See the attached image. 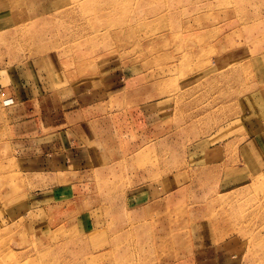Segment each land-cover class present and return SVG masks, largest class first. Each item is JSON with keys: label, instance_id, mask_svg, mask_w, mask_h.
<instances>
[{"label": "rangeland", "instance_id": "obj_1", "mask_svg": "<svg viewBox=\"0 0 264 264\" xmlns=\"http://www.w3.org/2000/svg\"><path fill=\"white\" fill-rule=\"evenodd\" d=\"M11 3L1 66L27 63L58 92L43 113L50 127L96 122L111 148L105 164L30 175L27 196H1L33 200L1 206L0 264H216L224 243V264H264V169L249 175L234 148L218 169L206 160L229 135L236 146L264 132L239 101L262 86L248 60L264 49V0Z\"/></svg>", "mask_w": 264, "mask_h": 264}, {"label": "crops", "instance_id": "obj_2", "mask_svg": "<svg viewBox=\"0 0 264 264\" xmlns=\"http://www.w3.org/2000/svg\"><path fill=\"white\" fill-rule=\"evenodd\" d=\"M12 1L0 0V32L5 31L6 27L10 25V20L13 19L11 15ZM52 60L53 57H45L43 64L48 74L54 77L58 74L54 72L57 69L54 68ZM22 66L20 64L1 66L0 64V95L5 93L14 101L13 105L4 107L3 105L11 103L12 100L9 98L2 100L0 96V187L7 186L9 188L8 193L6 191L0 192V210L2 205H7L4 210L6 214L29 209L27 208L29 207L28 199L33 200L32 191H30V197L28 196L24 200L19 199L17 202H15V198L11 199L12 201H2L1 196L17 194L19 191L27 196L26 191L35 184L31 178L29 179L30 175H55L59 178V175L74 174L72 171L81 168V166L88 165L86 167L90 168V165H102L105 164V160L101 157L105 156L106 150L111 148L104 141L96 140L95 135L100 136L95 129L96 122L89 121L81 124V121L70 123L65 122V119H55L56 122L50 123L53 125L50 127L48 116L43 113L48 109L46 106L48 99L53 98L58 92L46 91L44 86L47 84L46 80H34V74L27 67V63L24 64V68ZM248 67L251 69L259 67L262 70L259 79L257 77V82L262 86L248 92L246 97L239 100L240 105L245 110H243L244 114L252 116L250 117L251 121H260L258 123L264 124V49L250 57ZM36 76L41 78L39 75ZM14 77L17 78L18 84L15 83ZM63 82L61 78L60 84ZM48 84L49 90H52L53 82L52 85L51 81ZM73 84L72 82V87ZM16 86H20L23 90L20 92L14 90ZM57 88H59L58 84ZM259 133L255 135L257 137L250 135L244 145L240 143L235 146L237 138L234 134L214 144L216 148L221 145L223 153L217 150L215 162L213 157L209 156L206 159L208 165L209 163H216L217 169L222 164L225 165L229 158H235V155L230 156L229 153L228 156L226 155L230 149L234 148L239 155L237 161L244 160L243 166L247 164L249 175L260 174L264 169V132ZM90 134L94 135V139L90 137ZM101 169L99 168V170ZM17 175H22L23 180H21L22 176L20 179ZM13 180L19 181L17 189H14L16 185L14 187L11 185ZM47 184L46 182L45 189H47ZM41 188L43 190V186ZM52 195L54 196L55 193ZM152 196L151 200L153 199L154 203L156 201L154 193ZM48 197L49 195L45 193L44 197L40 198L41 205L48 203ZM42 208L39 207V209ZM18 219L20 218L14 216L10 221L16 222ZM1 221L2 216H0V227L2 226ZM216 253L219 257L216 264L227 263L232 258V249L227 243L222 244Z\"/></svg>", "mask_w": 264, "mask_h": 264}]
</instances>
